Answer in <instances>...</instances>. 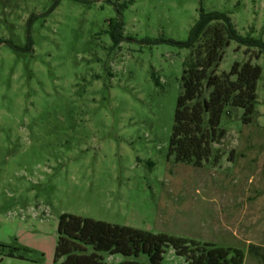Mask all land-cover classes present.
I'll return each mask as SVG.
<instances>
[{
  "label": "rangeland",
  "instance_id": "rangeland-1",
  "mask_svg": "<svg viewBox=\"0 0 264 264\" xmlns=\"http://www.w3.org/2000/svg\"><path fill=\"white\" fill-rule=\"evenodd\" d=\"M112 2L0 0V264H56L61 214L238 249L242 264H263L264 51L230 42L217 69L260 68L251 122L226 108L224 136L200 166L168 152L189 55L178 43L200 9L264 42V0H132L120 14ZM162 264L185 258L166 248Z\"/></svg>",
  "mask_w": 264,
  "mask_h": 264
},
{
  "label": "trees",
  "instance_id": "trees-1",
  "mask_svg": "<svg viewBox=\"0 0 264 264\" xmlns=\"http://www.w3.org/2000/svg\"><path fill=\"white\" fill-rule=\"evenodd\" d=\"M131 3L132 0H128L113 5L120 14ZM109 27L113 29L111 38L116 45L121 40L123 27L120 17L111 20ZM230 42L264 51V42L239 34L228 14L204 12L201 9L187 41L178 43L189 50V55L182 62L181 92L176 102L169 142L168 154L176 163L200 166L208 159L212 145L224 136L220 119L226 108L242 109L241 121L245 124L252 120L260 68L247 61L241 65L235 63L229 72L218 74L217 69ZM6 43L18 49L11 41ZM31 46L29 39L27 49L31 50ZM153 78L157 84L154 75ZM88 248H91V252H88ZM166 248L184 257L185 264L243 263L242 253L238 249L199 244L70 214L59 217L54 262L108 264L104 262L103 254H119L134 258L119 264H162ZM8 256L14 257L13 254ZM139 256H145L148 263L138 262L136 259ZM260 257L264 264V254Z\"/></svg>",
  "mask_w": 264,
  "mask_h": 264
}]
</instances>
